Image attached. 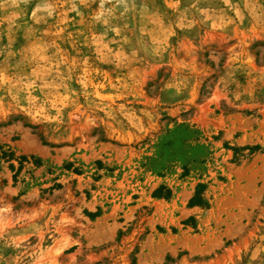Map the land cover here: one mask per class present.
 Here are the masks:
<instances>
[{"label": "rangeland", "instance_id": "1", "mask_svg": "<svg viewBox=\"0 0 264 264\" xmlns=\"http://www.w3.org/2000/svg\"><path fill=\"white\" fill-rule=\"evenodd\" d=\"M0 264H264V0H0Z\"/></svg>", "mask_w": 264, "mask_h": 264}, {"label": "clouds", "instance_id": "2", "mask_svg": "<svg viewBox=\"0 0 264 264\" xmlns=\"http://www.w3.org/2000/svg\"><path fill=\"white\" fill-rule=\"evenodd\" d=\"M226 2H227V0H226Z\"/></svg>", "mask_w": 264, "mask_h": 264}]
</instances>
